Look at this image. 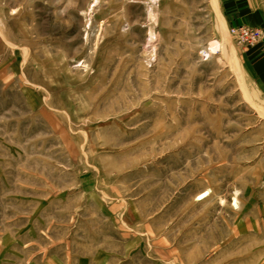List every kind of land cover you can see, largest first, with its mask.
I'll return each instance as SVG.
<instances>
[{
	"label": "rangeland",
	"instance_id": "1",
	"mask_svg": "<svg viewBox=\"0 0 264 264\" xmlns=\"http://www.w3.org/2000/svg\"><path fill=\"white\" fill-rule=\"evenodd\" d=\"M263 64L264 0H0V264H264Z\"/></svg>",
	"mask_w": 264,
	"mask_h": 264
},
{
	"label": "built area",
	"instance_id": "2",
	"mask_svg": "<svg viewBox=\"0 0 264 264\" xmlns=\"http://www.w3.org/2000/svg\"><path fill=\"white\" fill-rule=\"evenodd\" d=\"M233 30L237 42L245 47L258 42L262 35L260 29L247 26H237L236 28H233Z\"/></svg>",
	"mask_w": 264,
	"mask_h": 264
},
{
	"label": "crops",
	"instance_id": "3",
	"mask_svg": "<svg viewBox=\"0 0 264 264\" xmlns=\"http://www.w3.org/2000/svg\"><path fill=\"white\" fill-rule=\"evenodd\" d=\"M248 52H249L250 60H254L257 58L260 59V57L263 55V48L261 46H255L251 48L250 50H248ZM263 65L260 68H263ZM260 74H262V76L260 77V80H264V73H260Z\"/></svg>",
	"mask_w": 264,
	"mask_h": 264
},
{
	"label": "bare ground",
	"instance_id": "4",
	"mask_svg": "<svg viewBox=\"0 0 264 264\" xmlns=\"http://www.w3.org/2000/svg\"><path fill=\"white\" fill-rule=\"evenodd\" d=\"M152 35H153L152 31H150V36H152ZM207 48H208V50H209L210 52H214V51H216V50L219 49V44H218V43H215L214 41H211V42L208 44Z\"/></svg>",
	"mask_w": 264,
	"mask_h": 264
}]
</instances>
